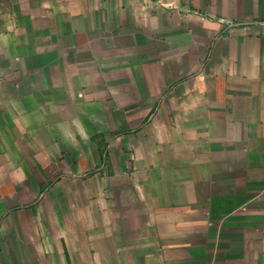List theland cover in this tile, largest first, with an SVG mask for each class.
Segmentation results:
<instances>
[{
	"label": "crops",
	"instance_id": "0c3cea01",
	"mask_svg": "<svg viewBox=\"0 0 264 264\" xmlns=\"http://www.w3.org/2000/svg\"><path fill=\"white\" fill-rule=\"evenodd\" d=\"M0 264H264V0H0Z\"/></svg>",
	"mask_w": 264,
	"mask_h": 264
}]
</instances>
